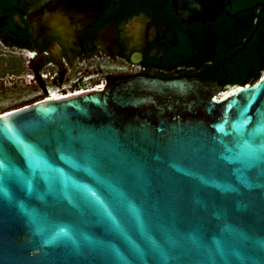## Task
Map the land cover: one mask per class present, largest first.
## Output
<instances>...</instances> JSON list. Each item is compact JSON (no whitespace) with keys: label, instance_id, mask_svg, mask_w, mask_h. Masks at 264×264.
Listing matches in <instances>:
<instances>
[{"label":"water","instance_id":"obj_1","mask_svg":"<svg viewBox=\"0 0 264 264\" xmlns=\"http://www.w3.org/2000/svg\"><path fill=\"white\" fill-rule=\"evenodd\" d=\"M229 2L172 5L189 22ZM103 9L53 1L27 20L67 47ZM0 264H264V69L243 86L115 80L0 114Z\"/></svg>","mask_w":264,"mask_h":264},{"label":"flooded vegetation","instance_id":"obj_2","mask_svg":"<svg viewBox=\"0 0 264 264\" xmlns=\"http://www.w3.org/2000/svg\"><path fill=\"white\" fill-rule=\"evenodd\" d=\"M53 1L66 0H0V15H7L0 28V102L15 101L0 113L47 98L50 90L71 94L134 77L202 78L218 62L225 70L244 61L261 23L264 33L263 3L231 10L230 0L214 19L187 22L172 0H104L79 44H39L27 18Z\"/></svg>","mask_w":264,"mask_h":264},{"label":"trees","instance_id":"obj_3","mask_svg":"<svg viewBox=\"0 0 264 264\" xmlns=\"http://www.w3.org/2000/svg\"><path fill=\"white\" fill-rule=\"evenodd\" d=\"M233 9L244 6H254L256 3H263L264 0H231ZM261 17H264V9L260 11ZM264 33L262 23L249 44L248 54L244 61L237 64H230L225 70L219 67V62L212 68H205L199 75L208 77L218 84H236L245 85L249 81H255L262 75L264 69L263 59Z\"/></svg>","mask_w":264,"mask_h":264},{"label":"bare ground","instance_id":"obj_4","mask_svg":"<svg viewBox=\"0 0 264 264\" xmlns=\"http://www.w3.org/2000/svg\"><path fill=\"white\" fill-rule=\"evenodd\" d=\"M81 90H84V89H81ZM81 90H78V91H81ZM59 92L60 91L50 90L49 97H61V95H60L61 92L60 93ZM229 93H230L229 90L228 91H225V92H223V93L220 94V97H226V96L229 95ZM0 114H2V113H0Z\"/></svg>","mask_w":264,"mask_h":264},{"label":"built area","instance_id":"obj_5","mask_svg":"<svg viewBox=\"0 0 264 264\" xmlns=\"http://www.w3.org/2000/svg\"><path fill=\"white\" fill-rule=\"evenodd\" d=\"M102 87H103V85L100 83V84H96L95 86H91L89 88H85L84 90H88V89H101ZM76 91H78V90H76ZM76 91L72 92L71 94L75 93ZM69 94L70 93H66V94L60 93L61 96H65V95H69Z\"/></svg>","mask_w":264,"mask_h":264},{"label":"rangeland","instance_id":"obj_6","mask_svg":"<svg viewBox=\"0 0 264 264\" xmlns=\"http://www.w3.org/2000/svg\"><path fill=\"white\" fill-rule=\"evenodd\" d=\"M14 82H15V80H14ZM14 102L15 101L12 100V99L2 101V102H0V109L3 108V107H6V106H9V105L13 104Z\"/></svg>","mask_w":264,"mask_h":264},{"label":"snow or ice","instance_id":"obj_7","mask_svg":"<svg viewBox=\"0 0 264 264\" xmlns=\"http://www.w3.org/2000/svg\"><path fill=\"white\" fill-rule=\"evenodd\" d=\"M213 99H215V98H213ZM217 103H219V101H217Z\"/></svg>","mask_w":264,"mask_h":264}]
</instances>
